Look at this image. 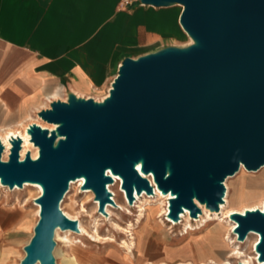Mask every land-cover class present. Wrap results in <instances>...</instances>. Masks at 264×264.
Returning <instances> with one entry per match:
<instances>
[{
	"label": "water",
	"instance_id": "water-1",
	"mask_svg": "<svg viewBox=\"0 0 264 264\" xmlns=\"http://www.w3.org/2000/svg\"><path fill=\"white\" fill-rule=\"evenodd\" d=\"M158 9L181 6L180 25L192 39L123 60L103 101L73 92L55 100L28 128L39 150L21 159L22 138L11 140L8 161L0 142V181L10 190L41 186L39 221L21 264H56L57 229L80 233L79 222L61 209L70 184L84 179L99 212L116 206L108 185L115 178L130 205L136 194L169 200V218L189 210L199 218V202L218 212L226 181L241 167H264V0H139ZM153 181V184L151 183ZM155 185V186H154ZM235 233L260 240L264 264V211L235 213ZM244 264V263H239Z\"/></svg>",
	"mask_w": 264,
	"mask_h": 264
},
{
	"label": "crops",
	"instance_id": "crops-1",
	"mask_svg": "<svg viewBox=\"0 0 264 264\" xmlns=\"http://www.w3.org/2000/svg\"><path fill=\"white\" fill-rule=\"evenodd\" d=\"M177 7L135 2L122 10L119 0H0V133L36 123L39 112L55 100L66 101L69 92L95 98L108 91L127 57L183 47L187 34ZM24 225L26 214L0 198L4 259ZM152 233L144 235L137 258L127 252L122 264L182 259L186 261L180 264H201L210 259L198 242L173 252L183 245L168 243L160 261H147L142 254Z\"/></svg>",
	"mask_w": 264,
	"mask_h": 264
},
{
	"label": "rangeland",
	"instance_id": "rangeland-1",
	"mask_svg": "<svg viewBox=\"0 0 264 264\" xmlns=\"http://www.w3.org/2000/svg\"><path fill=\"white\" fill-rule=\"evenodd\" d=\"M177 9L179 11L183 10L181 7H177ZM192 42L187 35L182 45L187 47L193 44ZM107 94L108 91L104 90L95 95L96 99H93L103 101ZM35 121L39 122L36 119ZM31 150L34 155L35 150L33 148ZM247 171L242 169L236 177L234 176L235 178H229L226 183L227 196L230 197L229 200L233 205V209L241 210L246 207L259 206L264 201L263 169L249 171L251 173ZM71 184L61 203V209L69 218L79 222L82 232H62L59 233L60 237L55 236L57 245L54 250V257L56 264H122L125 257L129 256L127 249L123 247V242H131L129 233L125 232L130 224H133L132 231L136 243L133 248V258L135 259L138 251H142L144 235L154 230L156 234L152 233L148 236L142 254L147 261H160L168 243L172 245L181 243L183 245L179 248H172L171 252H173L176 249L186 247L190 243L206 242L215 243L213 246H215L218 254L217 263L226 264L228 253L233 247L232 243L237 242V236H233L232 232H230L231 226L226 219L223 222H220V220L209 222V228L206 226L188 235L184 234L183 225L185 220L180 225L173 227V224L167 220L168 217L163 213L166 205L161 204L163 200L157 202L156 195L152 196V198L148 197L152 202L151 204H146L144 208L145 216L140 218L141 209L139 205L143 198H140V202L138 201L136 205H130L113 184L108 185V188L112 193V199L116 202V206H110L108 216L104 215L102 217L101 213H99V206L95 204L94 193L92 191H83L80 183L72 186ZM18 189L20 190L14 191L0 187V198L11 206L15 205L16 209L26 214V225H24L19 236H17L14 245L6 252V258L4 259L0 256V264H21L26 256L25 248L30 244L40 218L37 215V207L35 205L36 199L40 197L39 190L31 186L26 190H23L24 188ZM191 223H193L194 228H198L197 222L191 221ZM213 232H216V235ZM229 237L231 241L228 239ZM248 238L244 244H240V249L245 257L242 259H231L228 261L230 264H239L242 260H247L249 264L255 263L253 259L255 258L256 236L250 235ZM184 261L186 260L182 259L172 264H180Z\"/></svg>",
	"mask_w": 264,
	"mask_h": 264
},
{
	"label": "bare ground",
	"instance_id": "bare-ground-1",
	"mask_svg": "<svg viewBox=\"0 0 264 264\" xmlns=\"http://www.w3.org/2000/svg\"><path fill=\"white\" fill-rule=\"evenodd\" d=\"M179 7H181V6H179ZM190 41L192 42V39L191 38H190ZM110 89L108 90L107 96H105L103 98V100L109 96ZM36 120L39 121V122H36V124H38V125H40V126H42L44 128H50V129L55 128L54 126L49 125V124L43 122L38 117V115H37ZM30 125L31 124H29L27 127L26 126H22L21 128H19L18 130H15V131H9V132H2V133H0V142H2L6 146V149H7V154L4 156V159H6V157L10 155L9 152H10V150L12 148L11 140L13 138H19V137L22 138L23 139V142H24L23 150L21 152L22 156L25 157L28 152H31V154H32V156H33L34 159H37L39 157V150L34 147V144L31 142V136L28 134V131H27ZM32 148L35 150L34 155H33V152L31 150ZM242 169L247 171V169L244 166H242L240 172L242 171ZM262 169H263V172H264V167ZM247 172H249V171H247ZM249 173H251V172H249ZM114 178L116 179L115 180V183L113 184L114 187H117L118 190L122 193L123 198L126 201H128V199L126 197V193H125V191L121 187L122 180L120 178H117V177H114ZM228 180L226 181V183L228 182ZM84 182H85L84 179H80V180H77V181L72 182L71 186L74 185V184H76V183H80L81 184V187H82L83 184H84ZM257 183H258V185H260L259 182H257ZM113 185H111V186H113ZM29 186L38 189L39 190V196L42 195L43 190H42L41 186H39L37 184L27 183V184H25L23 190H26ZM0 187L9 190V188H7V187H5V186H3L1 184V181H0ZM227 187L229 189V186L228 185H227ZM16 190H20V189L17 188L14 191H16ZM155 195L157 196V202H159L160 200H163V202L161 204L162 205H166L165 209L163 210L164 211L163 213L168 217L167 220L171 224H173V227H175L177 225H180L183 222V220H185V224L183 226H184V230H185V233L184 234H186V235H188V234H190V233L194 232L195 230L200 229L202 227H206L207 226L209 228L210 227V225H208L209 222H212V221H215V220H220V222L221 221L223 222L226 219L227 220V223L231 226V231L230 232H232L233 236L236 237L237 234L235 233V229L237 227V223L231 219V216L233 214H235V213L245 214V212L248 211V210H250V211H255V210L264 211V201L261 202L259 206L246 207V208L241 209V210L233 209L232 208L233 205H232V203L229 200L230 197L227 196V193H226V197L227 198L225 197V202L221 205V208H220V210L218 212H212L205 205H202L199 202H197V205L201 209V214H200L199 218H196V219L195 218H192L191 215H190L189 210H186L181 215V221L180 222H174L168 216L169 215V206H170V203H169L170 201L169 200L172 198V196L171 195H167V196L164 195L159 189H157V186H155ZM155 195H153V196H155ZM115 196H116V194H115ZM148 197L149 198H152V196L147 195L146 193L142 194L141 196L138 195V194H136V200H135V203H134L135 205L138 203V201L140 200V198H143L141 200L140 205H139V208L141 209V211H140L141 212L140 218H143L145 216V209L144 208H145L146 204H151V202H152V200L151 199H148ZM95 204L97 206H99V203L96 200H95ZM35 205L37 207V215L39 217V214H40V205H38L36 203H35ZM110 206H112V205H109L106 208L107 213L109 212ZM100 215L102 217H104L103 214H100ZM191 221L197 222L198 223V228H194L193 225H192L193 223H191ZM128 226H129L128 230L127 231L124 230V231L129 233V236L131 237V242L124 241L123 242V247L126 248L128 252H133V248L135 247V244H136L135 241H134V238L135 237H134V234H133V231H132L133 230V224L132 225L130 224ZM79 228H80V231L82 232V227H80V224H79ZM62 232L63 233H68V232H71V231L70 230H68V231H62L61 229H57V231H56L57 237H60V234L59 233H62ZM213 234L216 235V232H213ZM250 235L256 236V242H255V244L257 246V244H258V242L260 240L259 234L252 233ZM98 238L100 239L99 236H98ZM228 239L231 241V238L230 237ZM248 239L249 238H247L245 241H239L238 240V236H237V242H233L232 243L233 244V247L231 248L230 253H228L229 254L228 255V259H226V261H225L226 264H230L228 261L231 260V259H235V258H241L242 259V258L245 257L244 253H242V251L240 249V244H244ZM214 244L215 243H206V242L202 243V246L201 247L204 250L203 256L206 255V254H208V256H210V259H209V261H205V262H203L201 264H218L217 261H216V258L218 256V254L216 252L215 246H213ZM256 246H255V258L253 260H254V262L256 264H261L259 262V260H258V253L256 251ZM239 263L249 264V262L247 260H242V262H239Z\"/></svg>",
	"mask_w": 264,
	"mask_h": 264
},
{
	"label": "built area",
	"instance_id": "built-area-1",
	"mask_svg": "<svg viewBox=\"0 0 264 264\" xmlns=\"http://www.w3.org/2000/svg\"><path fill=\"white\" fill-rule=\"evenodd\" d=\"M135 2H140L139 0H119V8L122 10L127 9L128 7L132 6ZM6 148V146H5ZM7 154V149L3 155V160L4 161H8L9 156L6 157V159H4V156ZM10 154V152H9ZM8 154V155H9ZM25 157L22 156L21 154V159L23 160ZM151 183L153 184V182L151 181ZM155 186V185H154Z\"/></svg>",
	"mask_w": 264,
	"mask_h": 264
}]
</instances>
